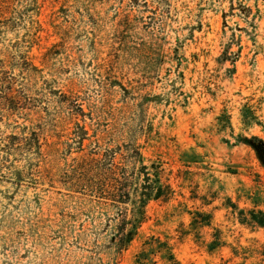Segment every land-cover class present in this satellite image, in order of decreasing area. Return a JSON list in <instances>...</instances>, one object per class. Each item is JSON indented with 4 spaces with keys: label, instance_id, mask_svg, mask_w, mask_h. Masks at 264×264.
I'll return each mask as SVG.
<instances>
[{
    "label": "rangeland",
    "instance_id": "rangeland-1",
    "mask_svg": "<svg viewBox=\"0 0 264 264\" xmlns=\"http://www.w3.org/2000/svg\"><path fill=\"white\" fill-rule=\"evenodd\" d=\"M128 135L173 194L115 253L112 209L69 182ZM242 136L264 140V0H0V264H167L151 237L178 264H264V228L239 219L264 207Z\"/></svg>",
    "mask_w": 264,
    "mask_h": 264
},
{
    "label": "trees",
    "instance_id": "trees-1",
    "mask_svg": "<svg viewBox=\"0 0 264 264\" xmlns=\"http://www.w3.org/2000/svg\"><path fill=\"white\" fill-rule=\"evenodd\" d=\"M254 124L263 127L258 121ZM13 140H17V137L12 136L10 141L4 145V155L17 153L25 159V153H28L27 143L19 147L17 141ZM236 142L249 146L255 152L258 161L264 164V140L261 137L242 136L238 137ZM99 154V150H94L83 155L81 157L82 167L77 170V176L74 175L75 177L69 183L81 194L89 197V200L106 204L112 209L113 215L108 217L111 222V232L106 239V244L109 251L120 253L136 235L145 217L147 203L151 200L168 199L173 194V189L163 182L160 163L156 161L145 163L141 145L130 135L125 137L120 145L106 149L101 157ZM11 168L13 167L9 166L7 169ZM24 174L20 172L7 176L14 183ZM252 202L254 206L258 205L256 201ZM238 212L241 222L264 228V207ZM209 219V214L196 212V216L192 218V225L208 224ZM151 240L154 243L149 245V250L158 252L167 264H178L166 241H161L158 237H151ZM216 244L217 241L213 240L209 247ZM144 256H146L144 251L138 253L137 264H142Z\"/></svg>",
    "mask_w": 264,
    "mask_h": 264
}]
</instances>
